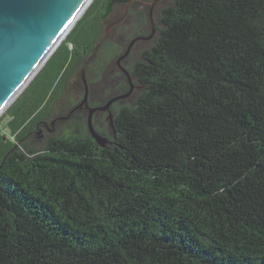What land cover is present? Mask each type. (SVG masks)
Returning <instances> with one entry per match:
<instances>
[{"label": "trees", "instance_id": "16d2710c", "mask_svg": "<svg viewBox=\"0 0 264 264\" xmlns=\"http://www.w3.org/2000/svg\"><path fill=\"white\" fill-rule=\"evenodd\" d=\"M118 1L94 0L46 69ZM154 17L127 68L144 87L95 127L105 148L79 117L43 150L1 152L0 264H264V0H171Z\"/></svg>", "mask_w": 264, "mask_h": 264}, {"label": "water", "instance_id": "95a60500", "mask_svg": "<svg viewBox=\"0 0 264 264\" xmlns=\"http://www.w3.org/2000/svg\"><path fill=\"white\" fill-rule=\"evenodd\" d=\"M163 0H153L150 3L151 34L148 40L156 34L154 10ZM93 0H0V115L13 103L25 89L28 81L61 45L71 28L84 10ZM135 39L127 52L118 60L125 59ZM121 66V65H120ZM130 90L110 99L106 105L90 108L87 127L94 140L105 148L110 140L98 133L94 126V113L108 111L107 121L114 127L111 106L129 98L135 89L144 86L135 85L133 79L124 67ZM86 93L81 105L88 103L89 87L85 80Z\"/></svg>", "mask_w": 264, "mask_h": 264}, {"label": "flooded vegetation", "instance_id": "af4514ba", "mask_svg": "<svg viewBox=\"0 0 264 264\" xmlns=\"http://www.w3.org/2000/svg\"><path fill=\"white\" fill-rule=\"evenodd\" d=\"M151 1H153V0H119L113 6V8L110 9L108 12L102 11L103 15H101V17H99L97 21L94 20L95 17H97V15L96 16L94 14L91 15L90 19L91 18L93 19L92 20L93 25H90V26H93L92 27V30H93V32H92L93 36L92 37L93 38H91L88 41H79L78 40L77 42L72 41V42L67 43V45L69 46L68 48H69L71 53H70L68 61H66L64 63V66L61 68V70H60L61 73L59 74V76L58 75L56 76V73L54 71H51V69H46L48 67L49 61L54 56V54L56 52H58L59 48H57L55 50V52L42 65L43 68L36 74V76L26 86L27 89L23 92V94L19 95L20 97L17 100L18 101L17 106H19L20 110L18 108L16 109L17 112L19 111V116L10 115L13 117L12 121H10V125H11V123L13 125L19 124L21 122V120L25 119L24 117L27 115V113L32 108H35V106L37 105V102H38L37 95L42 90L43 86L46 84L48 76H51V77L54 76L56 79L60 76H68V77L64 80V83L62 84L57 95H55V93H51L49 96H47L46 99H44V102L41 104V106L36 110L37 112L34 115H32L31 117H29L28 119L23 121V123L20 125V128L18 129V131H16L13 134V138L9 139L10 143L6 144V148L4 149L3 152H5L6 154L10 153L13 149H16L17 147L18 148L22 147V148H27V149L32 150V147L30 145H31V142L33 140V137H36L41 141H45L46 142L45 144L48 145L49 142H51L55 139H60L64 136H72L74 130L71 127V125H73L76 122V120L79 119V117H81V116L84 117V120L87 123V118L89 115L90 108L102 107V106L106 105L110 99L121 95L120 94L121 93V91H120L121 83H118V85L115 88L114 94L110 95L109 97H107V98H105L99 102H97L96 100H93L94 95H93L92 84L90 83V80H89L88 74H87L88 73V66H83V65H85L84 62L87 58H89L91 55L95 54L94 52L96 51V49H99L102 47V45H103L102 44V37L104 36L105 32L108 31V29H110L114 26H120L124 22L128 21V19H131L132 26H134L131 39L128 42L126 50L122 54H120L115 61V65L120 72V76H118L119 80L122 79V76H126L124 74L121 66L124 67L126 70H128L127 65L129 63V60H130L133 52L137 49L138 45L141 43H145V42L150 43L157 34V30H156L155 36L150 40L147 39L148 36L151 34V23H150V17H149V11H150V7H151L149 2H151ZM162 2H160L156 6V8L154 10V14H155L156 10L161 6ZM138 5H141L145 8L144 13L147 14L146 16H148V19H149V22H147V24L139 30L134 25L135 23L137 24L139 16H140V12L138 11ZM120 7H122V9H123L122 13H120L117 18L111 20V16L113 15V13ZM89 9L87 10V12L84 15H86L88 13ZM154 22H155V19H154ZM78 23H77V25H78ZM107 23H108V26L105 28V24H107ZM75 27H73L71 32H69L70 34L74 31ZM155 28H156V22H155ZM137 38H139V40L133 44V46L131 47V50L129 52V55L121 61V63H120L121 66H120L118 64V60L127 52L130 44ZM148 49H150V48H148ZM148 49H143V51L140 54V57ZM62 59H63V55H62ZM94 61L97 62V59H95ZM99 64H100L99 69L97 70L98 75L101 74V69H100L101 61H99ZM97 65L98 64L95 63V66H97ZM80 69H81V71H80L79 79H80L81 85L83 87V99H84L85 93H86L85 80H86L87 85L89 87L88 103L85 105H81V103L83 101V99H82V100H80L79 103L74 104L71 108H68V110L65 113H62V114L60 113V114L55 115L53 113V110H54V108L57 107L58 103L60 102L61 98L63 97V95L65 93V90H67L70 79L72 77L71 75L74 74L75 72L79 71ZM60 81H61V79L59 80V83H60ZM34 100L36 101L35 103H34ZM39 100H40V98H39ZM23 101H24V104H21ZM119 102L120 101L115 102L111 106L110 111H111L112 107L115 106L116 104H118ZM26 104H28V105H26ZM27 106L29 108H27ZM100 115L105 116L107 119L108 111H106V112L96 111L94 113V118H93L94 119V125L96 123V120L100 118ZM9 130H10V134H11L12 129H9ZM6 141H7V139L5 138V142Z\"/></svg>", "mask_w": 264, "mask_h": 264}, {"label": "rangeland", "instance_id": "374dc122", "mask_svg": "<svg viewBox=\"0 0 264 264\" xmlns=\"http://www.w3.org/2000/svg\"><path fill=\"white\" fill-rule=\"evenodd\" d=\"M93 2L88 6V9L91 7ZM170 2L171 0H163L159 8L169 5ZM144 9L145 8L143 6L138 5V11L140 12V16H139L137 24L136 23L134 24L135 27L138 28V30L143 28V26L147 24V20H146L147 14L144 13L145 12ZM87 10L84 11V14L87 12ZM122 11H123L122 7L118 8L111 16V20L117 18L118 15L122 13ZM83 15H81L77 23L85 16ZM76 25H74L73 27H75ZM107 26H108V23L105 24V28ZM133 27L134 26H132L131 19H128V21L124 22L120 26H114L108 29V31L105 32L104 36L102 37V44H103L102 47L99 49H96V51L94 52L95 54L91 55L89 58L85 60L84 62L85 65L83 66H88L87 74H88L90 83L92 84L93 95H94L93 100H96L97 102H99L109 97L110 95L114 94L116 86L118 85V83L122 82V79L119 80L118 76H120V72L115 65V61L118 58V56L126 50L128 42L130 41L132 33H133ZM69 34L70 33H68L67 37L63 40L62 43H64L67 40ZM154 43H155V37L150 43L145 42V43L139 44L137 49L133 52L127 67L133 66L135 62L140 60L141 58L140 54L143 51V49L151 48L154 45ZM95 59H97V62L94 61ZM99 61H101V66H100L101 74L98 75L97 70L99 69V65H100ZM95 63H97L98 65L95 66ZM42 68L43 66H41L38 72ZM80 71L81 69L71 75L72 77L70 79L67 90H65L63 97L61 98L57 107L54 108L53 110V113L55 115L60 114V113L61 114L65 113L68 110V108H71L74 104L79 103L80 100L83 99V87L79 79ZM36 74L34 75V77L36 76ZM67 77L68 76H60L56 79L54 76L53 77L48 76L46 84L43 86L42 90L37 95V100H38L37 105H39V103L41 102V101L39 102V98L42 97L41 100H43L47 96H49L51 93H55V95H57L62 84L64 83V80ZM60 79L61 81L59 83ZM26 89L27 87L19 95H22ZM19 95L13 101V103H11L8 106V108L0 115V130H1L0 137L7 139L5 143L0 142V154L6 148V144L10 143L9 139L13 138V134L12 133L10 134V130H9L11 129L10 121H12L13 119V117L10 116V110L15 105L14 103H16V101L19 99L20 97ZM35 102L36 101L34 100V103ZM81 122L83 123L84 126H86V122L84 120V117L82 116H81ZM108 125L109 123L106 117L103 115H100V118L97 119L95 123V127L97 129H101L102 131H105V132L109 131ZM73 126L74 124L71 125L72 128ZM45 143H46L45 141H41L38 138L33 137V140L30 146L32 147V150L39 151V150H43L46 148L47 145Z\"/></svg>", "mask_w": 264, "mask_h": 264}, {"label": "bare ground", "instance_id": "6f19581e", "mask_svg": "<svg viewBox=\"0 0 264 264\" xmlns=\"http://www.w3.org/2000/svg\"><path fill=\"white\" fill-rule=\"evenodd\" d=\"M87 8H88V7H87ZM87 8H86L84 11H86ZM83 14H84V12H83L81 15H83ZM81 15H80V17H81ZM80 17L77 19V21L80 19ZM77 21L75 22V24L77 23ZM75 24H74V25H75ZM72 28H73V27H72ZM72 28H71V29H72ZM38 70H39V69H38ZM37 72H38V71H37ZM37 72H36V73H37ZM36 73H35V74H36ZM35 74H34V75H35ZM34 75H33V77H34ZM33 77H32V78H33ZM32 78H31V79H32ZM31 79H30V80H31ZM30 80H29V81H30ZM29 81H28V82H29ZM6 109H7V108H6Z\"/></svg>", "mask_w": 264, "mask_h": 264}]
</instances>
